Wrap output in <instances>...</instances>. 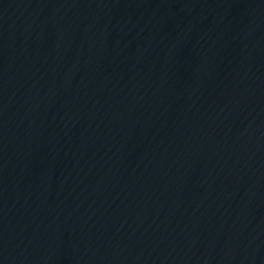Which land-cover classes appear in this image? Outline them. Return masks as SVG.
<instances>
[{"label":"water","instance_id":"obj_1","mask_svg":"<svg viewBox=\"0 0 264 264\" xmlns=\"http://www.w3.org/2000/svg\"><path fill=\"white\" fill-rule=\"evenodd\" d=\"M0 264H264V0H0Z\"/></svg>","mask_w":264,"mask_h":264}]
</instances>
